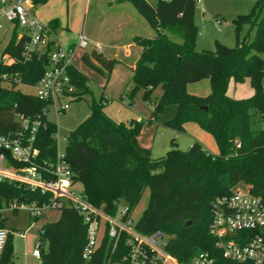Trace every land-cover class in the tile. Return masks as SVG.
<instances>
[{
	"label": "trees",
	"instance_id": "obj_1",
	"mask_svg": "<svg viewBox=\"0 0 264 264\" xmlns=\"http://www.w3.org/2000/svg\"><path fill=\"white\" fill-rule=\"evenodd\" d=\"M127 1L155 33L150 38L133 37L141 51L130 80L142 89V100L152 107L145 122L154 121L164 107L174 105V116L163 126L184 132V124L193 122L212 136L217 152L206 151L193 139L186 150L172 146L158 158L141 154L132 138L142 121H113L103 112L109 99L100 93L97 99L92 98L85 119L65 137L63 159L72 173V183L79 182L84 200L108 215H115L122 203L126 207L122 219L131 215L147 189L146 207L134 221L136 231L169 235L164 251L178 264H187L200 251L212 256L215 264H229L208 232L212 200L243 184L264 204V58L260 55L264 53V0H255L248 14L232 19L236 30L244 24L253 27L251 38L237 39L234 47L215 41L212 49L201 50L195 49L197 0H157L155 5L146 0ZM48 24L54 29L59 26L57 19ZM21 45L22 39L16 40L14 30L3 52L15 61H0V106L11 107L30 122H39L34 134V162L44 169L56 160L57 127L46 119L48 102L34 93L22 92L18 85L36 83L44 71L47 53L22 61ZM90 55L110 72L112 59L95 50ZM67 72L75 87L72 100L91 92L83 73L73 66ZM13 73L17 80L5 81L1 77ZM203 79L208 80V94L200 96L187 91L189 83ZM230 79L235 83L248 79L251 95L230 97L226 93ZM156 89L159 94L152 100ZM0 200L42 205L51 202V194L1 179ZM58 211L56 220L41 224L37 230L38 264H127L124 257L129 247L125 232L115 239L104 234L99 246L85 259L82 251L86 224L81 212L66 203ZM3 224L0 216V226ZM12 254V234L8 232L0 264H13Z\"/></svg>",
	"mask_w": 264,
	"mask_h": 264
},
{
	"label": "built area",
	"instance_id": "obj_2",
	"mask_svg": "<svg viewBox=\"0 0 264 264\" xmlns=\"http://www.w3.org/2000/svg\"><path fill=\"white\" fill-rule=\"evenodd\" d=\"M40 0H0V39L11 25L16 30V40L22 39L20 59L29 60L33 55L46 54L44 71L33 85L34 95L48 102L56 111H64L72 100L75 87L68 74L72 66L73 51L93 45L82 31L77 34L74 47H64L56 31L47 22L40 21L34 7ZM0 61L9 64L15 58L2 52ZM5 81L17 80V74H2ZM264 87V86H262ZM46 112V110H45ZM20 116V115H19ZM21 124L5 132H0V180L21 183L30 189L51 194V202L37 205L32 203L2 202L0 216L4 210H24L30 218L38 217L46 209H58L63 204L73 205L81 212L86 224V242L82 256L88 259L99 246L104 234L115 239L120 232L127 234L128 253L124 257L127 264H162L171 258L164 251V233L154 231L141 234L134 229L131 217L122 219L126 207L122 206L115 215L106 214L84 200L81 194L71 190L72 173L63 159V153L56 155L53 164L40 169L34 162L37 148L34 134L38 121L30 122L20 116ZM56 139V133L54 134ZM208 232L214 238V246L228 260L229 264H264V204L251 194L246 185L233 187L228 193L214 197L210 207ZM8 231L0 226V253ZM249 233V234H248ZM40 242L36 241L32 255L39 258ZM173 264H178L175 260ZM187 264H215L207 252L196 253Z\"/></svg>",
	"mask_w": 264,
	"mask_h": 264
},
{
	"label": "rangeland",
	"instance_id": "obj_3",
	"mask_svg": "<svg viewBox=\"0 0 264 264\" xmlns=\"http://www.w3.org/2000/svg\"><path fill=\"white\" fill-rule=\"evenodd\" d=\"M155 3L157 0H149ZM255 0H197L196 8L194 12V24L198 28V32L195 39V49H212L214 42L218 41L227 47H234L236 40H242L244 38H251L253 35L254 28L250 27L249 24L242 25L236 30V26L232 22V19L237 15L248 14ZM110 0H47V3L35 6L34 13L36 17L46 22L50 17H57L61 24L64 25L65 21H68L69 28L73 31L81 30L83 26V33L87 35L89 32L99 33L103 32L108 34L109 32H116V27L111 23V7ZM130 9L131 18L136 21L138 26L135 29V33L143 37H153L154 30L148 25L145 19L139 15L132 5L128 4ZM260 13V12H259ZM262 13V12H261ZM8 27L6 34L0 39V56L8 44L12 36L11 25L3 21ZM131 26L129 29H122L119 33L122 38H126L128 33L131 32ZM59 42L63 44L66 38H71V32L65 29H58ZM118 31V30H117ZM168 36L171 39L176 40L172 35ZM89 46L85 49H79L72 59V63L88 78L90 93L84 94L80 99L69 100L66 109L64 111H56L52 105L47 107L45 113L46 119L56 124V151L57 154L61 155L65 147V137L68 132L74 129L89 113V105L92 98L97 99L101 91L108 93L109 103L103 112L110 119L115 122L127 123L130 120H135L139 117L138 121H142L138 132L132 138V143L135 148L144 155H149L152 158H158L166 153L172 146L177 147L180 150H186L196 134L190 129H185L184 132H177L171 128L163 126V122L172 118L175 114L174 105H169L163 108V110L157 115L154 121L149 123L145 122L146 118H150L152 107L148 106V103L141 100L138 91L139 87L133 84L129 76L128 81L132 84L130 91L131 99H133V105L128 109L132 115H128L125 108L119 103L117 95L121 92L126 93L124 89L125 75L124 69L119 67V64L115 65V69L110 76H107V72L99 69L89 59ZM264 58V53L260 54ZM83 56V58H82ZM122 66V65H120ZM19 90L26 93H34L33 86L30 85H18ZM187 91L195 93L196 95L204 96L209 93V84L207 81L202 83L194 84L189 83L187 85ZM157 90L153 92L152 97H156ZM226 93L230 97L234 98H245L251 95L252 87L248 79L240 83H235L233 80H229ZM105 96V95H104ZM107 97V96H106ZM155 99V98H154ZM107 104V103H106ZM119 119V120H117ZM21 124L20 116L17 115L11 107L0 106V129H12L16 128ZM187 126H194L200 128L193 122H186ZM191 124V125H190ZM205 137L215 144L212 136L202 128L198 129ZM199 141V140H198ZM216 146V144H215ZM207 147V146H206ZM208 149V148H207ZM209 150V149H208ZM217 150V146H216ZM210 151V150H209ZM243 184L235 187H240ZM71 190L76 194L81 191V184L75 182L71 186ZM145 192L143 198H145ZM140 206V202H139ZM138 206V207H139ZM122 207V204L118 205V209ZM34 223L28 227L30 220H28L27 211L17 210L12 212L5 210L2 212V216L5 217V226L12 234V241L15 247L19 251L31 252L33 245L36 241L37 230L40 223L54 221L58 217V209H46ZM45 213V215H44ZM25 231V232H24ZM19 233H24V237H19ZM169 235L164 234L162 242H166ZM35 260H30V264H34Z\"/></svg>",
	"mask_w": 264,
	"mask_h": 264
},
{
	"label": "crops",
	"instance_id": "obj_4",
	"mask_svg": "<svg viewBox=\"0 0 264 264\" xmlns=\"http://www.w3.org/2000/svg\"><path fill=\"white\" fill-rule=\"evenodd\" d=\"M146 1L149 4H151V5H155L156 2H157L156 1L155 3H152L149 0H146ZM46 3H47V0H45L42 3L38 2L37 5H40V4H44L45 5ZM109 4H110V7H111V14L109 16L111 17V23H112V25L115 24L114 26L116 27V29H115L116 32H113V33L109 32L108 34H104L103 32H99V33H95V34L92 31L89 32L87 34L88 38L90 40H92L93 42H96V43H98L100 45V49L99 50L95 49L93 45H90L89 46V49H90V51H89V59L99 69L104 70L105 73L107 71L105 69H103L91 57L90 52L92 50H95V51H97L99 53H102L107 59H112L113 60V66H112L110 72H107V76L110 78V76L112 75V73H113V71L115 69V65L116 64H119V67H121L122 69H124L125 72H126V75H125L126 77L124 79L125 80L124 82L127 83V80L129 78V76H131V74H132V69H133L134 62L137 59V57L139 56V53L141 51L140 47H138L133 42V37L140 36L137 33H135V31H134L135 29H132V28H136L138 26V24L136 23V21H133L132 20L131 14L129 13L130 12V9H129L128 4L132 5L129 1H127V0H110V3ZM135 11L139 15H141L136 9H135ZM51 19H57L58 20L59 26H58L57 29H54L56 31L57 37H58V34H57L58 31L57 30L59 28L60 29H65V30H67V31H69V32L72 33V34H70L71 36H73L71 38L63 37L65 39V41L63 42L62 45L64 47H74L75 42H76V37H77V34H78L77 31H73V29L69 28V25H68V21L67 20L65 21L64 25H62L61 24V21L57 17H50V19H48V21L51 20ZM48 21H46V22L48 23ZM130 26H131V29H130L131 32L128 33V36L126 38H122V36H121V34L119 32L122 31V29H125V28L126 29H129ZM82 30H83V26H82V28H81L80 31H82ZM79 49H82V48H76V49H74L72 59H73V57L75 56V54L77 53V51ZM82 58H83V56H82ZM71 62H72V60H71ZM120 65H122V66H120ZM72 66L75 69H77L78 71H80L81 73H83L82 70L79 69V68H77L73 63H72ZM83 74L85 75V73H83ZM203 81H207V83H208V80L207 79H203V80H201L199 82H196L194 84L202 83ZM128 82L131 83L130 81H128ZM129 83H127L124 86V89L127 92L126 93L121 92V93H119L117 95V97L120 100L119 103L121 104V106L123 108L126 109L128 115H132L131 112L128 110V109H130L132 107V105H133L132 103L134 102L133 99H131V96H130V91L132 89V84L130 85ZM156 90L158 91V93L156 94V97H157L158 94H159V89H156ZM100 93H103L105 96H107V98L109 97L108 93L106 94V93H104V91H101ZM138 94H139V96H141L140 98H142V89L140 87H139ZM193 94H195V93H193ZM156 97H152V100H155L154 98H156ZM109 102H107V104H105L104 107H106L108 104H110ZM148 106L151 108V105L150 104H148ZM104 107H103V110L106 109V108L104 109ZM117 120H119V119H117ZM135 120L138 121L139 120V117H137V119L135 118ZM184 125H185V129H189V130L191 129L193 131V133L196 134L195 137L197 138V140H199V142L202 144V146L204 147V149L206 151L211 152V153H216L217 152L215 144H213L209 140V138L205 137V135L203 134V132H201L200 130H198L200 128H196L194 126H189V125L187 126V124H184ZM144 192H145V195H144L145 198H143V194H142V196H141V198L139 200L140 206H139V202H138L137 205H136V207L134 208V210L132 211V213L130 215V217H131V219L133 221H135L141 215L142 211L146 207V203H147V199H148V190L146 189ZM42 215H43V213H42ZM44 215H45V213H44ZM1 217L4 220L3 228H5L8 232H10L6 228V226H5V217L2 216V213H1ZM28 220L31 221L28 224V227H30L34 223V221H32V218H30L29 215H28ZM41 224H43V223H40V225ZM39 226H38V228H39ZM24 235H25L24 233H19L18 234L19 237H24ZM35 238H36V241H37V236ZM33 248H34V245H33ZM33 248H32V250H33ZM32 250H31V252H29L28 250L21 252V251H19L15 247V245H14V243L12 241V251H13V254H12V262H13V264H30V260H35L36 262L34 264H38L39 259L32 255ZM172 261H173V259L171 258V260L164 261L162 264H173ZM113 264H121V263H113Z\"/></svg>",
	"mask_w": 264,
	"mask_h": 264
}]
</instances>
